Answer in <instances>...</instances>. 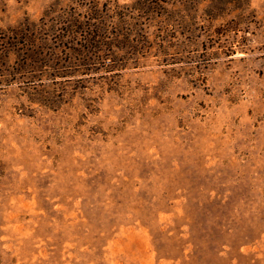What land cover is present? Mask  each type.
<instances>
[{
    "label": "rangeland",
    "instance_id": "1",
    "mask_svg": "<svg viewBox=\"0 0 264 264\" xmlns=\"http://www.w3.org/2000/svg\"><path fill=\"white\" fill-rule=\"evenodd\" d=\"M82 1L0 0V264H264V0H160L114 70L14 52Z\"/></svg>",
    "mask_w": 264,
    "mask_h": 264
},
{
    "label": "trees",
    "instance_id": "2",
    "mask_svg": "<svg viewBox=\"0 0 264 264\" xmlns=\"http://www.w3.org/2000/svg\"><path fill=\"white\" fill-rule=\"evenodd\" d=\"M175 1L185 4L191 0ZM158 7L160 0H135L121 5L115 1L84 0L64 10L50 7L38 23L29 24L30 33L23 28L18 30L16 37L21 42L13 44L14 52H26L25 62L42 65L46 58L39 47L51 46L53 41L57 47L50 49L49 67L59 71L101 63L114 70L125 62L123 50L131 48L136 55L150 50L145 30ZM135 12L141 16L131 18L129 14ZM62 53L69 55L68 60L62 59Z\"/></svg>",
    "mask_w": 264,
    "mask_h": 264
}]
</instances>
